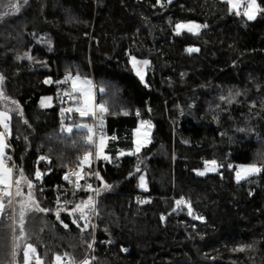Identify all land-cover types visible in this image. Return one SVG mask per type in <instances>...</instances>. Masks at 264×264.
<instances>
[{"label":"trees","instance_id":"trees-1","mask_svg":"<svg viewBox=\"0 0 264 264\" xmlns=\"http://www.w3.org/2000/svg\"><path fill=\"white\" fill-rule=\"evenodd\" d=\"M16 2L0 0V112L14 180L32 182L35 203L23 233L27 197L0 216V264H22L27 244L43 264H80L92 243L93 264H264V11L249 21L225 0H19V11ZM185 22L199 31H179ZM131 58L149 62L144 83ZM69 76L92 81L107 110L96 125L117 137L108 159L86 144L87 129L66 131L95 124L63 120ZM143 119L151 140L135 151ZM89 152L78 182L99 173L90 220L74 212L92 194L55 189ZM211 161L218 171L199 175ZM238 165L262 170L238 182Z\"/></svg>","mask_w":264,"mask_h":264},{"label":"snow or ice","instance_id":"snow-or-ice-1","mask_svg":"<svg viewBox=\"0 0 264 264\" xmlns=\"http://www.w3.org/2000/svg\"><path fill=\"white\" fill-rule=\"evenodd\" d=\"M227 2L231 5V7L233 9H237V14H240V12L238 11V9L240 8V0H227ZM23 3H27V0H23ZM20 2L19 0H17L16 3H13L12 7H14L17 11H19L20 8ZM258 11H264V9H261L260 6L257 4L256 0H249V2L247 3V5L245 6V10L243 12V15L247 16V18L249 20L254 19L255 18V14ZM178 29H184L187 28L188 31H193L194 29H198L199 25H177ZM189 51H198V49H189ZM145 64H147V61H144ZM136 61L135 59H133V65L135 66ZM137 74L141 76V79H143V75L139 72V70H137ZM3 80V77H0V81ZM66 80H72L73 82V88L76 89V82L79 80V77L76 78H72L71 76L67 77ZM48 81H46L47 83ZM84 83H87L86 81ZM85 96V100H84V104L82 107H78L75 109V111L79 112V114L81 116H87L89 114L91 115H95V106L91 103V100L89 98V93H83ZM0 96H3V93L0 92ZM46 101L51 100V98H45ZM45 100H42V106H48L45 103ZM12 103H16L15 101H12ZM67 111L71 112L73 111V109L69 108L67 109ZM99 111L101 113L107 111L104 107L103 104L99 105ZM10 119V117L8 116L7 112H0V125H3L4 129L7 131L8 129V120ZM102 120H101V124H102ZM142 123H147V122H142ZM80 127H85L87 128V125H81ZM67 132L71 133L72 132V128H67L66 129ZM89 132H92L91 128H88ZM3 133H0V216H2L5 212L6 208H10L11 204H12V199L13 197H22L24 195L23 190L21 189L20 185H21V181H23L28 188V193H27V198L26 200L22 201L20 203V211H19V228L21 233H23L24 231V223H25V209L29 206L30 203L34 204L35 201L33 200V194H32V182L30 180H28L26 177H24L23 173L20 172L19 173V179H13V170L9 167H7V165H5L3 163V159H4V148L7 146L4 142V138H3ZM88 143L92 144L94 143L92 140V137L89 136L88 137ZM97 152H96V158H101L103 156V149H104V138L103 136H101L100 138V143L97 146ZM138 150V149H137ZM123 154V153H122ZM92 156V153H86L85 156L83 157V159L81 160V165H80V171L78 172H74V173H69V175H66L64 178L66 180L70 179V176L75 175L77 177V179L82 178L81 177V172L83 171V166L87 165L88 167H91V161L89 160V157ZM104 159H108V157L103 156ZM43 159V157L41 158ZM209 162H206V165ZM211 165L215 166L216 162L215 161H211L210 162ZM206 170H215V168H211L208 169L206 168ZM262 169L257 167L256 165H252L248 168H242L240 171L241 172H245L248 174L251 173H258L260 172ZM199 175H204V172H200L198 173ZM97 177H99V173H96ZM41 176V174L39 172L36 173V177L37 179H39ZM237 178L238 180L241 178L240 176V172L237 173ZM13 186H15V192L13 193L12 188ZM141 186H144V182H143V178H141ZM76 187L79 188L80 185L77 183ZM89 189H91V185H88ZM105 187H108L107 185H105ZM5 199H7V204H5ZM178 205L179 204H184L185 201H178L177 202ZM189 208V215H192V211H191V206L187 205ZM85 208H91L93 211L95 210V203L92 199H89L85 204L83 205H78L77 209L81 212V218H84V209ZM38 211H44V209H40L37 207ZM57 216H59V212H57ZM194 219H201V217H195ZM65 227H67V225H65ZM22 238V237H21ZM243 250V249H241ZM36 253V249L31 245L28 244L26 246V250L23 252V257L24 260L27 262V264H31V260L33 255ZM56 261L57 264H61L62 258L60 256L56 257ZM36 264H43V262L39 259V257H36ZM84 264H88L87 261L84 262Z\"/></svg>","mask_w":264,"mask_h":264},{"label":"rangeland","instance_id":"rangeland-1","mask_svg":"<svg viewBox=\"0 0 264 264\" xmlns=\"http://www.w3.org/2000/svg\"><path fill=\"white\" fill-rule=\"evenodd\" d=\"M225 1H227V0H225ZM249 2V0H240V8L238 9V11L240 12V14H238V15H243V12H244V10H245V6L247 5V3ZM256 2H257V0H256ZM257 4H258V2H257ZM259 5V4H258ZM231 9L233 10V11H235L236 13H237V9H233L232 7H231ZM259 12V11H258ZM258 12H256V14H255V18L254 19H251V20H249L248 18H247V16H245L249 21H254V20H256V18H257V16H258ZM180 24H183V25H198L196 22H185V23H180ZM179 24V25H180ZM178 29V28H177ZM199 29L200 28H198V29H194L193 31H188V29L187 28H184V29H178L179 31H187V32H191V33H197L198 31H199ZM133 59H135V58H131V65H132V67H133V69H134V72L136 73V75L139 77V79L144 83L145 82V78H146V71H147V67L149 66V62L147 63V64H145L144 63V61H142V60H138V59H135V61H136V64H135V66L133 65ZM137 70H139V72L143 75V79H141V76L140 75H138L137 74ZM72 77V76H71ZM73 79L74 78H76V77H72ZM70 81V87H71V92H64V94H63V98H65L66 96H69L70 97V100H69V102H68V105H69V107L71 108V109H73V112H74V114H77V115H79L80 117H82V118H87V117H94L93 115H91V114H89V115H87V116H81L80 114H79V112H77V111H75V109L76 108H78V107H82L83 106V104H84V100H85V96H84V94L83 93H89V98H90V100H91V103L95 106V113H101L100 111H99V105L96 103V91H95V86H94V84L92 83V81H90V80H87V79H81V78H79V80L76 82V89H74L73 88V82H72V80H69ZM87 82V83H84V82ZM42 100H45V98H43ZM41 100V101H42ZM45 103L48 105V106H42V103H41V106L43 107V108H47V107H50L51 106V100H50V102L49 101H46L45 100ZM71 103H72V105H71ZM101 117V116H100ZM100 121V120H99ZM86 124V123H85ZM81 125H83V122L82 123H78V124H72V125H69L67 128H72V130L73 129H80V128H82V127H80ZM88 125H91V124H88ZM93 125V126H92ZM91 125V129H92V132H90V136H92V134H93V131H94V126H95V124H92ZM84 128V127H83ZM0 133H3L4 135H3V138H4V142H5V144L7 145L5 148H4V159H3V163L5 164V165H7L6 164V162H5V159H6V157L9 155L8 154V149H9V144H8V140L10 139V124H9V120H8V129H7V131L4 129V127H3V125H0ZM99 143H100V141L98 142V144L95 146V155H96V152H97V146L99 145ZM137 149H139L138 147L136 148V150ZM102 158V157H101ZM97 159H100V158H97ZM7 167H9V168H11L10 166H8L7 165ZM215 168V170H205V171H209V172H211V171H218V165H215V166H211V167H206V168H208V169H211V168ZM248 167H250L249 165H238V166H236V179L238 180V178H237V173L238 172H240V176H241V178L238 180L239 182L240 181H242V180H244V179H246V178H248V177H250V176H254V175H258V174H248V173H245V172H241L240 170L242 169V168H248ZM12 169V168H11ZM13 170V169H12ZM13 175H14V172H13ZM13 179H14V176H13ZM33 185V184H32ZM14 188H15V186H13ZM20 187H21V189L23 190V192H24V195L22 196V197H19V199L21 198V199H25L26 197H27V193H28V188H27V185L26 184H23L22 183V181H21V185H20ZM13 191V193L15 192V189L14 190H12ZM31 191L33 192L34 191V185H33V187H32V189H31ZM17 199H18V197H13V199H12V204H11V206L12 207H16V203L18 202L17 201ZM20 199V200H21ZM93 201H94V199H92ZM87 202V201H86ZM85 202V203H86ZM84 203V204H85ZM5 204H7L6 202H5ZM6 210V209H5ZM90 208H85L84 209V218H87V219H91V216H90ZM74 213H79V215H81V212L76 208V210H75V212ZM18 264L16 261H13V264ZM24 262H22V264H23ZM25 264H27V262L25 261ZM31 264H32V262H31ZM35 264H36V258H35ZM55 264H57V261H55ZM61 264H64L63 263V261H61Z\"/></svg>","mask_w":264,"mask_h":264},{"label":"built area","instance_id":"built-area-1","mask_svg":"<svg viewBox=\"0 0 264 264\" xmlns=\"http://www.w3.org/2000/svg\"><path fill=\"white\" fill-rule=\"evenodd\" d=\"M149 88V86H148ZM70 100V97L69 96H66L64 98V104H65V108H64V111L62 113V118L64 121H70L72 120L73 118V111L69 112L67 111V109H69V105H68V102ZM98 116H99V113H95L94 115V118H95V126H94V131H93V134H92V140L94 143L90 144L88 143V139L86 140V144H89V145H93L94 147L98 144V142L100 141V138L101 136H103L104 140L106 141H114L117 137L115 135V133L113 134H110L102 129H100L96 124H97V121H98ZM136 116L138 118H141L142 115L140 112H138L136 114ZM8 144H9V148H10V152H9V155L6 157L5 159V162L8 166H10L12 169L14 168V164H15V159H14V149H13V145L9 142L8 140ZM74 172H77L76 169L72 168V169H68L65 174H64V177L66 175H69V173H74ZM79 179H77V177L75 175H72L70 176V179L69 180H66L65 179V182L67 183V185L65 186H60V185H56L55 189H58L61 187V189H64L66 191H83V192H86V193H89V194H92L93 197H94V203L96 204V197H97V194L100 192L99 188H98V185H97V175H96V170H95V174H94V182L93 183H90V184H87L85 186H82L79 182H78ZM79 184L80 187L77 188L76 187V184ZM88 185H91V189H89ZM15 188L13 187L12 190H14ZM136 200L140 203V204H143L146 202V198L143 197L142 195H137L136 196ZM94 250H95V246H94V243L91 244V248H90V252L89 254L87 255V257L83 260V262H81L80 264H84L85 261L88 262V264H93L94 263V256H93V253H94ZM15 264V263H14ZM68 264V263H66Z\"/></svg>","mask_w":264,"mask_h":264},{"label":"crops","instance_id":"crops-1","mask_svg":"<svg viewBox=\"0 0 264 264\" xmlns=\"http://www.w3.org/2000/svg\"><path fill=\"white\" fill-rule=\"evenodd\" d=\"M199 28H200V26H199ZM72 77H76V76H72ZM104 113V112H103ZM103 113H101V115L103 114ZM101 118V117H100ZM142 122H147V123H142ZM83 125H87L88 127L87 128H80V129H87L88 130V128H92L91 127V125H88L87 123L85 124V123H83ZM93 126V125H92ZM151 133H152V125H151V122L148 120V119H143V120H140V122H139V125H138V127H137V129H135L134 131H133V138H134V146H135V151H136V148L138 147L139 149H141L143 146H145V145H147L149 142H150V140H151V138H150V136H151ZM106 147H107V141L106 140H104V149H103V156H106ZM138 149V150H139ZM123 153V154H122ZM121 154H119V157H122V156H125V155H132L133 154V151H130V152H122ZM103 156H102V158H103ZM215 165H217V163L215 164ZM211 167V166H213V165H211V163L209 162L207 165H206V163H205V168L202 170V171H199L198 173H200V172H204V175H208V174H213V173H216L217 171H211V172H209V171H205L206 170V167ZM260 172H258V173H251V174H259ZM204 175H201V176H204ZM238 181V180H237ZM239 182V181H238ZM241 182V181H240ZM77 214H79V213H77ZM81 216V215H80ZM28 245V244H27ZM26 245V246H27ZM26 246H25V248H24V251L26 250ZM37 257V252L33 255V257H32V260H31V262H32V264H35V258ZM62 261H63V263L64 264H66V263H68V260H64V259H62ZM23 264H25V260H24V263Z\"/></svg>","mask_w":264,"mask_h":264},{"label":"water","instance_id":"water-1","mask_svg":"<svg viewBox=\"0 0 264 264\" xmlns=\"http://www.w3.org/2000/svg\"><path fill=\"white\" fill-rule=\"evenodd\" d=\"M192 211V210H191ZM190 216H192V215H190Z\"/></svg>","mask_w":264,"mask_h":264}]
</instances>
